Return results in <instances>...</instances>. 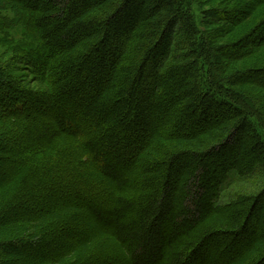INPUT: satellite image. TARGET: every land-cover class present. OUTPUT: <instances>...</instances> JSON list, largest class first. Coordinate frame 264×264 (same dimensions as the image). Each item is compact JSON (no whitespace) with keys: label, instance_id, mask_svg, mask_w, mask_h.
<instances>
[{"label":"trees","instance_id":"trees-1","mask_svg":"<svg viewBox=\"0 0 264 264\" xmlns=\"http://www.w3.org/2000/svg\"><path fill=\"white\" fill-rule=\"evenodd\" d=\"M199 1L0 0V264H264V67L207 27L264 0Z\"/></svg>","mask_w":264,"mask_h":264},{"label":"rangeland","instance_id":"rangeland-1","mask_svg":"<svg viewBox=\"0 0 264 264\" xmlns=\"http://www.w3.org/2000/svg\"><path fill=\"white\" fill-rule=\"evenodd\" d=\"M233 1V0H231ZM230 0H201L199 1L200 4L198 8L201 9H223L230 7L231 5ZM238 1V0H236ZM247 2L239 1L236 5H245ZM200 9V10H201ZM253 9H246L244 11V14L237 17V25H231L226 22H216L215 24H210L207 27L210 29H220L223 34L226 35L219 40V45H233L239 43L245 45L242 49V55L237 57V60H235L232 63V66L230 67L232 70H235V72H243L245 70H254L261 67H264V32L260 31V28L258 30V23L260 21H257V10ZM2 13L6 14L9 17H13L14 13L10 10H3ZM260 13V10H259ZM258 16V14H257ZM256 17V18H255ZM10 34L15 39H21L25 35V28L23 24H17L13 29L10 30ZM247 44V45H246ZM241 46V45H240ZM8 47L4 45H0V58L4 55L7 57H11L13 55L11 51H8ZM217 62H221L223 64L227 63L224 59H217ZM18 72L17 74H19ZM252 74V73H251ZM254 74V73H253ZM254 75H259L258 73ZM23 80H26L32 84H34V78L32 77V73L30 70H25L23 74L21 75ZM254 81L257 83L264 82L263 80H260L256 78V76H250ZM258 77V76H257ZM26 78V79H25ZM248 90V92L252 93V95H262L264 96V88L259 85H254V82L252 84H246L244 87H240L241 92H245ZM257 177H260V174L257 175ZM249 180V179H248ZM248 180L242 179V180H233L231 183V187L227 190H232L238 187H247Z\"/></svg>","mask_w":264,"mask_h":264}]
</instances>
